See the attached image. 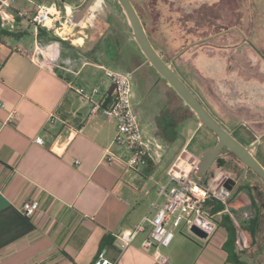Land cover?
I'll return each mask as SVG.
<instances>
[{
    "label": "crops",
    "instance_id": "1",
    "mask_svg": "<svg viewBox=\"0 0 264 264\" xmlns=\"http://www.w3.org/2000/svg\"><path fill=\"white\" fill-rule=\"evenodd\" d=\"M60 4L72 15L80 7L66 0ZM25 9L28 4L16 0L12 27L0 21V264H93L100 252L116 264H157L153 250L141 246L149 225L121 252L116 237L152 215L153 205H163L158 188L168 184L170 169L184 154L192 155L187 142L172 159H166V154L182 135L190 132L189 141L197 132L194 114L119 24H108L95 44L78 40L77 50L56 42L44 45L50 47L43 52L57 55L58 61L33 62L30 53L45 42L38 40V30L16 15ZM16 34L21 37L13 38ZM100 67L131 73L132 109L150 155L147 166L138 172L126 171L118 163H103L116 122L104 118L100 110L92 114L90 105L76 94L96 88L99 94L95 99L106 105L110 102L112 86ZM140 72L139 86L135 76ZM151 83L158 85V101L147 97L151 95L145 87ZM37 138L43 140V146L35 144ZM113 151L122 154L118 148ZM221 175L212 183L206 178L195 179L203 189L215 191ZM241 181L231 191L224 188L222 195L218 192L220 200L213 199L221 202L229 196L231 200ZM237 195L245 197L240 192ZM28 201L38 203L31 218L18 211ZM225 206L211 216L214 229L204 239L185 226L174 229L169 246L158 250L168 259L167 264H232L225 249L228 232L220 223L221 215L230 213ZM248 207L240 209L254 213ZM238 210L232 211L237 214ZM257 222L243 232L245 248H239L236 238V248L242 252L239 260L244 264L262 261L264 239Z\"/></svg>",
    "mask_w": 264,
    "mask_h": 264
},
{
    "label": "rangeland",
    "instance_id": "2",
    "mask_svg": "<svg viewBox=\"0 0 264 264\" xmlns=\"http://www.w3.org/2000/svg\"><path fill=\"white\" fill-rule=\"evenodd\" d=\"M61 1L65 0H57V3L64 11ZM86 1L66 0L67 3L80 4L76 11ZM131 1L137 7L144 30L159 56L212 117L240 144L250 148L251 154L264 166V0ZM110 23L119 24L131 37V29L117 1L95 0L82 22L73 29L64 28L63 32L69 35L65 46L77 50L80 39L86 44H95ZM52 36L59 39L56 35ZM61 37L66 38L64 35ZM131 41L135 43L132 37ZM47 43L41 49L53 42ZM99 44L102 46L101 41ZM50 53L45 55L51 56ZM106 57L110 60L109 54ZM141 74L135 76L139 86L142 83ZM145 88L146 93L151 95L147 96L149 99H160L158 85L151 83ZM194 118L197 132L189 141L190 132L182 135L175 147L168 150L166 159H172L187 142V151L193 156L184 154L182 159L185 162L196 161L197 165L201 153L216 144L215 136L202 125L198 127L199 121ZM217 158L224 165L220 166L214 161L202 177L210 183L224 173L235 178L238 173L244 175L247 172L237 191L245 194V197L236 193L225 204L237 220L238 228L232 225L238 246L243 249L248 244H241L238 234L248 230L253 221L256 224L260 222L261 238L264 239L263 212L255 216L251 213V217L244 218V211L240 209L249 206L258 212L251 190L255 187L264 196V186L233 155L223 151ZM185 162V170H190ZM216 188L220 195L224 193V188ZM234 208L239 209L237 214L232 211ZM260 252L261 264H264V247Z\"/></svg>",
    "mask_w": 264,
    "mask_h": 264
},
{
    "label": "built area",
    "instance_id": "3",
    "mask_svg": "<svg viewBox=\"0 0 264 264\" xmlns=\"http://www.w3.org/2000/svg\"><path fill=\"white\" fill-rule=\"evenodd\" d=\"M16 0H0V21L7 26L12 27L14 24V15L12 12L13 5ZM29 9L16 12L20 18L26 19L34 29L44 30L51 35H56L65 41L69 39L62 38L58 35V31L64 28H75L78 24L71 21L72 13L62 12L57 1L46 3L44 0H24ZM50 46H47L48 48ZM44 48V49H46ZM44 49L34 47L30 53V58L37 64H44L46 61L56 63L58 56H46ZM45 56V57H44ZM41 58V59H40ZM103 77L107 79L112 86V97L110 102L104 106L102 100H96L98 89L94 88L90 93L76 91L81 100L90 105L91 113L101 111L104 118L116 122V129L111 146L108 147L103 156V163L107 166L120 164L126 171L138 172L145 168L148 164L149 143L142 137L139 124L132 109V87L131 73L114 72L107 68L100 67ZM11 119L15 115L10 116ZM35 144L43 146L41 138L35 139ZM159 151L160 146L156 145ZM113 148L121 150L122 154H117ZM183 159H180L177 165H174L169 173V181L166 186L159 187L158 196L164 198V203L160 207H154L152 215L145 216L142 222L133 230L124 232L116 237L118 250L121 252L126 249L134 240L136 235L144 231L145 225H149V233L142 242V249L145 251L153 250V256L157 264H167L168 259L159 253V249L169 246L173 239V231L181 226L187 227L189 230L195 227L206 234V237L212 233L214 224L211 220V214L204 209L206 201L210 198L218 199V190L203 189L196 181L194 170L196 161H186L190 170H185ZM183 165V166H182ZM218 182V186L224 188L225 182L230 179L227 174H222ZM217 189V188H216ZM228 196V194L226 195ZM229 196L221 200L222 204H226ZM220 200V199H218ZM38 209L37 202H24L19 213L25 218H31ZM232 223L238 228L236 218L231 213H227ZM244 218L251 216L249 210L242 213ZM238 240L241 244H245L243 233L238 234ZM1 261V257H0ZM93 264H116L115 261L108 260L103 253H98Z\"/></svg>",
    "mask_w": 264,
    "mask_h": 264
},
{
    "label": "water",
    "instance_id": "4",
    "mask_svg": "<svg viewBox=\"0 0 264 264\" xmlns=\"http://www.w3.org/2000/svg\"><path fill=\"white\" fill-rule=\"evenodd\" d=\"M94 1L95 0H87L79 10L74 12L71 21L74 24H79L82 22L87 10ZM116 1L126 17L128 25L131 29V37L147 63L156 71V73L167 83V85L194 114L200 125L209 130L217 140L213 147L206 149L199 156L198 164L196 165L193 172L194 176L197 178L204 177L214 160L223 153V150H226L232 154L246 168V170L251 172L264 186V167L251 154L250 148H246L240 144L212 117L202 102L191 92L188 86L159 56L150 43L142 22L130 0ZM233 187L234 181L231 179H228L224 184V188L227 191H231ZM190 232L200 239H204L206 237V234L195 227L191 228Z\"/></svg>",
    "mask_w": 264,
    "mask_h": 264
},
{
    "label": "trees",
    "instance_id": "5",
    "mask_svg": "<svg viewBox=\"0 0 264 264\" xmlns=\"http://www.w3.org/2000/svg\"><path fill=\"white\" fill-rule=\"evenodd\" d=\"M130 2L132 3L131 0H130ZM133 7H134L135 11L137 12V14H138V16L140 18L139 11H138L137 7H135V5H133ZM62 12L64 14L66 13L65 10L62 11ZM12 37L15 38V39H19L21 37V34L12 35ZM37 37H38V40L42 39L45 42H56V43H60L61 45H66V43L64 41L59 40L58 38L52 36L50 33H47L44 30H38V36ZM148 39H149V36H148ZM103 105L106 106V103L104 102ZM223 151L228 153V154H230L226 150H223ZM256 160L259 162L258 159H256ZM214 161L220 166L224 165L223 161L220 160L219 158H216ZM260 164L262 165V163H260ZM235 194H236V192H235ZM204 209H206L211 215H215V214H217L219 212H222L224 210V206L222 205V203L220 201L211 198L208 201H206V203L204 205ZM220 223L226 228V230L228 232V239H227V242H226L225 249L228 252V256H229V259H230L231 263L232 264H244L243 262H241L239 260V255L238 254H241L242 252H241V250L236 248L235 229H234V227L232 225V222H231L230 218L227 215L221 216L220 217ZM252 223H253V225L256 224L255 221H253ZM103 246L104 245H103V242H102L101 243V248H103Z\"/></svg>",
    "mask_w": 264,
    "mask_h": 264
},
{
    "label": "flooded vegetation",
    "instance_id": "6",
    "mask_svg": "<svg viewBox=\"0 0 264 264\" xmlns=\"http://www.w3.org/2000/svg\"><path fill=\"white\" fill-rule=\"evenodd\" d=\"M245 174H247V172H245ZM245 174L243 175V173H238L237 176L235 178H230L231 180L234 181V187L236 186L237 187V184H238V180L241 179L243 180ZM233 187V188H234ZM239 187V185H238ZM251 194L253 196V199L255 201V204L257 206V209L259 212H263L264 214V196L262 195L261 191L260 190H257L255 189V187H252V190H251ZM254 214V216L256 215V212L252 213V215ZM251 215V216H252ZM250 216V217H251Z\"/></svg>",
    "mask_w": 264,
    "mask_h": 264
},
{
    "label": "bare ground",
    "instance_id": "7",
    "mask_svg": "<svg viewBox=\"0 0 264 264\" xmlns=\"http://www.w3.org/2000/svg\"><path fill=\"white\" fill-rule=\"evenodd\" d=\"M58 35L59 36H63V35L65 36L66 34L63 32V30H61V31H58Z\"/></svg>",
    "mask_w": 264,
    "mask_h": 264
}]
</instances>
